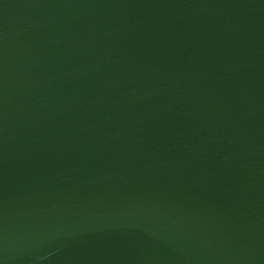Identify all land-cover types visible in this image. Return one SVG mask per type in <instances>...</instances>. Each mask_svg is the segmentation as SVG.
<instances>
[{
  "label": "water",
  "instance_id": "obj_1",
  "mask_svg": "<svg viewBox=\"0 0 264 264\" xmlns=\"http://www.w3.org/2000/svg\"><path fill=\"white\" fill-rule=\"evenodd\" d=\"M0 264H264V0H0Z\"/></svg>",
  "mask_w": 264,
  "mask_h": 264
}]
</instances>
